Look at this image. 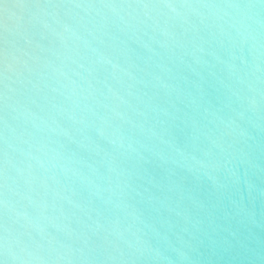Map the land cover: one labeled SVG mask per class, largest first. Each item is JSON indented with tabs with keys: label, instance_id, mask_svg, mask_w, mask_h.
Listing matches in <instances>:
<instances>
[{
	"label": "water",
	"instance_id": "1",
	"mask_svg": "<svg viewBox=\"0 0 264 264\" xmlns=\"http://www.w3.org/2000/svg\"><path fill=\"white\" fill-rule=\"evenodd\" d=\"M0 264H264L261 0H0Z\"/></svg>",
	"mask_w": 264,
	"mask_h": 264
},
{
	"label": "snow or ice",
	"instance_id": "2",
	"mask_svg": "<svg viewBox=\"0 0 264 264\" xmlns=\"http://www.w3.org/2000/svg\"><path fill=\"white\" fill-rule=\"evenodd\" d=\"M138 7H143V8H153V7H161V8H168L171 9L173 12L175 9L178 7L177 5H172V4H161V5H151V4H144V5H138ZM181 7H188L187 5H181ZM229 8H239V7H249L247 5H237V4H232V5H227ZM261 8L264 9V0H261Z\"/></svg>",
	"mask_w": 264,
	"mask_h": 264
}]
</instances>
